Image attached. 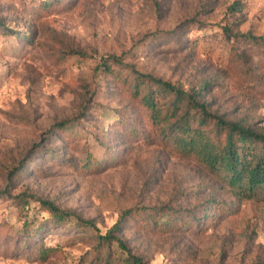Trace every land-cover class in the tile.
Wrapping results in <instances>:
<instances>
[{"label":"rangeland","instance_id":"obj_1","mask_svg":"<svg viewBox=\"0 0 264 264\" xmlns=\"http://www.w3.org/2000/svg\"><path fill=\"white\" fill-rule=\"evenodd\" d=\"M0 19L14 31L0 30V264H124L107 248L99 260L76 219L104 234L127 209L193 219V231L148 234L125 218L119 238L145 264H264V200L238 199L144 125L149 141L129 136L139 106L95 70L122 57L185 91L206 87L208 113L264 131V46L225 31L264 37V0H0ZM78 116L63 142L54 128ZM85 152L97 170H77ZM40 199L69 218L54 224ZM25 218L44 227L28 246ZM39 244L53 252L34 260Z\"/></svg>","mask_w":264,"mask_h":264},{"label":"trees","instance_id":"obj_2","mask_svg":"<svg viewBox=\"0 0 264 264\" xmlns=\"http://www.w3.org/2000/svg\"><path fill=\"white\" fill-rule=\"evenodd\" d=\"M44 2L43 8L48 9L51 4ZM0 30L5 37L14 33L10 27L1 22V19ZM225 31L234 38L241 36L240 39L247 44L264 46V37L235 34L229 28ZM28 36L29 34L25 33L21 37L27 39ZM95 70L110 80L114 86L121 88L126 96L139 106L142 117L137 121L136 127L127 131L129 136L135 140L149 141L138 130V126L144 125L154 132L160 140L159 143L169 152L193 159L202 167L220 176L238 199L264 200V131H257L240 122L224 121L217 115L208 113L206 103L202 100L203 90L206 87L185 91L180 85L137 70L122 57L106 56ZM84 109L86 108L83 107L82 111ZM79 119L78 116L73 121H62L54 128V134L63 138V142H69L73 133L76 134L77 126L74 122H79ZM111 121L119 123L123 119L112 117ZM210 124H212L211 128ZM85 155V159L78 163L77 170L78 168L84 172L97 170L98 163L87 152ZM40 203L50 212L56 225L63 224L70 216L50 201L40 199ZM132 214L131 209L124 210L120 218L104 234L98 231L93 221L76 219L81 228L87 227L93 232L89 236L97 242L99 249L96 256L99 260L103 248H107V259L119 260L122 256L124 264H145L142 258L132 254L125 242L119 238L118 234L125 218H130L128 226L138 225L139 229L150 231L148 234L194 230V226L190 225L193 219L188 221V225L186 219H181L169 210H150L138 220L134 219L136 213ZM31 224L32 221L25 218L22 232H19L18 237L25 238L27 246L34 239L37 240L38 234L44 228L37 226L34 229ZM113 245L118 247L120 253L109 256L110 247ZM49 252H53L52 248H45L39 244L30 255L34 260L43 259Z\"/></svg>","mask_w":264,"mask_h":264}]
</instances>
